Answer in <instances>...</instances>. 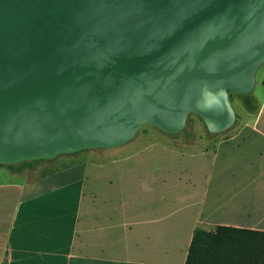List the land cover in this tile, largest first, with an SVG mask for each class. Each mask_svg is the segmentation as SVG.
Listing matches in <instances>:
<instances>
[{"label": "water", "instance_id": "water-1", "mask_svg": "<svg viewBox=\"0 0 264 264\" xmlns=\"http://www.w3.org/2000/svg\"><path fill=\"white\" fill-rule=\"evenodd\" d=\"M263 62L264 0H0V164L222 132Z\"/></svg>", "mask_w": 264, "mask_h": 264}, {"label": "crops", "instance_id": "crops-1", "mask_svg": "<svg viewBox=\"0 0 264 264\" xmlns=\"http://www.w3.org/2000/svg\"><path fill=\"white\" fill-rule=\"evenodd\" d=\"M235 121L192 137L145 125L0 182V264H184L196 228L264 231V97Z\"/></svg>", "mask_w": 264, "mask_h": 264}, {"label": "trees", "instance_id": "trees-1", "mask_svg": "<svg viewBox=\"0 0 264 264\" xmlns=\"http://www.w3.org/2000/svg\"><path fill=\"white\" fill-rule=\"evenodd\" d=\"M233 96L235 94L229 92L230 101ZM237 96L243 99L248 111L255 109L250 94ZM207 132L210 133L208 130ZM170 135H178V133ZM40 160L49 159L21 163L32 166ZM3 165L12 166V164H0ZM184 264H264V231L225 225H216L209 230L196 228Z\"/></svg>", "mask_w": 264, "mask_h": 264}, {"label": "rangeland", "instance_id": "rangeland-1", "mask_svg": "<svg viewBox=\"0 0 264 264\" xmlns=\"http://www.w3.org/2000/svg\"><path fill=\"white\" fill-rule=\"evenodd\" d=\"M249 94L253 98L254 104L261 103L264 97V62L261 64V66L257 69L255 73V86ZM231 104L238 118H240V115L247 116L248 110L245 108L243 99L241 97H238L237 95L233 96L231 100ZM235 124H236V121L234 122L232 127ZM154 130L157 134H161L162 132L161 130L160 132L159 129H157V127ZM226 132L227 130L220 132L219 134L223 135ZM198 133L210 134L207 132V129H206V126L203 120L198 115L189 114L186 118L184 128L180 132H178V135H173V136L186 137L187 135L188 137H192ZM91 149L95 151L102 150V148H91ZM50 164H51L50 161L40 160L34 163L32 166L23 165L21 162L12 164V166L10 167L6 165L0 166V182H9L12 184H16V183L22 184L26 180L33 177L34 175L45 173L46 171H48L51 168ZM14 200H15V194L14 192H12L11 189H9V193H7V196L4 198V204L6 205L7 210H9V212L11 211L10 206L13 204ZM213 227L204 228V229L209 230V229H212Z\"/></svg>", "mask_w": 264, "mask_h": 264}]
</instances>
